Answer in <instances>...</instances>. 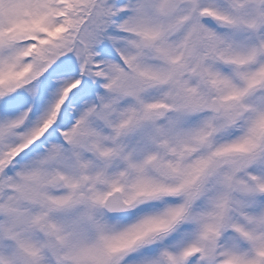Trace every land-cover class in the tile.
I'll list each match as a JSON object with an SVG mask.
<instances>
[{
	"label": "snow or ice",
	"instance_id": "1",
	"mask_svg": "<svg viewBox=\"0 0 264 264\" xmlns=\"http://www.w3.org/2000/svg\"><path fill=\"white\" fill-rule=\"evenodd\" d=\"M0 264H264V0H0Z\"/></svg>",
	"mask_w": 264,
	"mask_h": 264
}]
</instances>
